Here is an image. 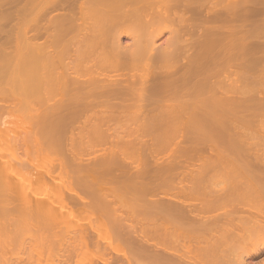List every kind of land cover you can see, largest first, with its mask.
<instances>
[{"label":"bare ground","instance_id":"1","mask_svg":"<svg viewBox=\"0 0 264 264\" xmlns=\"http://www.w3.org/2000/svg\"><path fill=\"white\" fill-rule=\"evenodd\" d=\"M53 1L55 2V0L50 1L51 8L53 5ZM81 1L82 2H80L78 4L79 6L77 7L79 9L75 8L74 6L75 9L79 10L78 16H76L75 14L69 15L71 12L74 11L73 7L70 8V10L72 9L73 11L69 12L68 10L64 9L69 13H63V15H66V19L64 18L63 22H68L67 26H73L74 30L78 31V33L76 32L77 35L75 34L72 39V42L76 40L75 46L74 43L72 44L71 42H66L65 44V41H63L65 46H67L68 44H72L71 46H74L73 48H71L70 46L63 47L64 50L62 49L60 52L58 51V49L60 48H58V52L56 53L55 51V53H53L54 51H51L52 43L50 44L46 41V39L50 41L51 38L45 39L44 37L45 40L42 39L43 41L38 39L37 35L41 34V32L38 33L37 30L39 29V27L37 25V29V22L35 21L36 29H34L37 33L33 31L35 36L31 35L29 39L26 38V40H28L26 42L28 43L26 45V48L28 46V49L31 54H27V58H30L28 59L30 60V65L28 67L26 66L30 73H28L30 75V84H28L30 87L26 86L24 87V89L27 87L30 88V92L29 88H27L28 91H26L27 96H30L29 98L26 97L23 100L24 97L20 96L18 98L17 106V103L14 101L16 100L15 98H17V96L21 94V92L19 91L20 94L17 96L14 95L13 98L11 92L14 91H10L9 93L10 89L9 87H7V84H4L7 85L6 88H1L3 83H5L3 81L5 78L3 79V74L0 73V81H2V83H0L2 84L0 85V91L5 89V91H3L5 92L4 94L1 91L2 94L4 96L5 94L6 96L10 94L13 99H10V96V98L6 96L5 98L4 96L0 95V117L2 118L4 113H6L5 117L7 119L11 118L12 116L9 112H12L14 108L16 111V108L18 109L20 107L22 108L23 113L19 112L17 116L19 117V115L24 114V116L22 115L21 118L30 117V119L26 120H29L32 123H26L28 124V126L30 124L31 127L28 130H24L22 134H10L9 136L12 135V137H10L11 141L14 136V141L12 142L9 139H6L8 138V135L5 134V132L7 131L3 129V126H0L2 127L0 128V131L2 129L4 130L1 131L2 135L4 134V136H6V138L3 136L2 139L4 138V141L6 139L7 143L8 141L12 143L11 144L9 142L7 146L5 141L6 146L3 147H7L10 150L11 153H7H9V155H12L14 158L10 156L9 159H15L14 162H16L17 164L16 166L14 164V167L11 168L12 164L10 160L7 162V164L10 162V167L8 166V168L5 169L10 170L11 168V170H15L18 169L17 167H22L24 165L23 160H29V157L31 155L33 157H36L40 155V152L44 151H46L47 153H51L52 156H49V154L47 155L48 158L52 159L49 160L56 163V165L52 163L53 166L59 165V168L58 166L57 168L59 169L58 171L62 176L60 177V175L57 174L59 175V178H62V180L64 181L66 180V183H71V181H74L78 186V189L72 188L73 191L70 189L73 192V195L69 198H66L65 196H63V194H59L57 195L58 197L56 196L57 198L54 200L58 201V203H60L61 205H65L67 207L72 204L74 206H83V208L85 209L84 205L87 206V199L85 200L84 196L85 194H88L89 198L90 195V201H88V205L90 207L97 208L98 212L101 214L102 217V219L99 217L101 221L108 218L111 229L107 230L109 232L112 230L111 237L114 238L116 242H119V245L121 244V246H118L120 247V249H118V251H115L117 252V254H119L118 258H115V260H117V264H264V259L260 261H253L254 256L261 253L264 249V160H261L260 163H258V160L264 158V146H262L263 143H260L264 142L262 141L264 137L260 138L261 135L263 136L264 132L262 131L263 133L261 132L262 134L258 136L259 134L257 135V131L252 129V127H254L253 122L258 120L259 118L261 119L264 115V97H256L250 94L252 92H245V90L247 91L251 85H254L250 87L252 89H254L256 86H259L258 88H260V91L261 89H263L264 86L263 83L261 85H258L259 83L256 84L257 82L255 81L258 80L257 78V80L253 81V84H251L252 80L249 79L250 81H247L245 78V73L249 72V74L247 73L246 76L248 79L249 75L250 77H252L250 72H252L253 70L259 71L258 68L260 66L264 67L262 66V64L264 65V0H92L90 2L88 0V2L84 0ZM219 2H221V4H219ZM73 4L71 5L70 3L68 6H73ZM54 5L58 6L57 4ZM59 6L57 8H60ZM51 8L50 10L51 12H53V8ZM74 15L76 19L74 17L71 18ZM74 19H78V21L76 22L74 21ZM49 20L47 22H50ZM61 22L62 20L60 21V23ZM16 24L18 25V23ZM39 25H41V23ZM53 25H55V23H53ZM63 26H65V24H63ZM69 29L68 31H70ZM166 31H168L169 34L168 38L164 40L165 42L159 45L156 44V39ZM54 34L57 35L56 33ZM44 35L46 34L44 33ZM123 35L132 38V42H129V44H123ZM1 43L0 48H5V45L3 46L4 42ZM14 49H16V47ZM240 54L243 55V57L241 58V61H238L241 66L239 69V65H237V58ZM24 57L23 60L25 61ZM126 65L127 67H125ZM256 65H258L257 68ZM1 68L4 69V67H0V69ZM109 68H113L115 72L112 69L114 73L111 74L112 70L110 69V73H107ZM127 68H131L132 70L128 71V73L126 71ZM238 69L240 70L239 73L237 72L239 71ZM54 70L56 71L57 75ZM240 74L243 75V82L247 81L246 83H242V81L241 83H239L240 81L236 80L237 78L242 79V76ZM261 76L263 77L262 74ZM261 76L259 77L261 78ZM5 81H7L8 83V79H6ZM54 81L56 82L54 83ZM27 83L28 82H26V85ZM13 87L14 85L12 86V88L10 87L11 90H13ZM6 89H9L7 91L8 94L6 93ZM54 90L59 93H57L56 91L54 92ZM60 91L62 93L58 99L53 97L57 94L60 95ZM242 91L243 94H241ZM244 92L248 95H244ZM237 94L241 95V97H238ZM23 95L26 96L25 94H22V96ZM21 98L22 101L20 100ZM22 105L27 106L28 109H24L27 111H23V107H21ZM28 110L29 112H31V116H28ZM190 110L191 113L193 111L196 115L198 113H196V111H206L208 112L207 114H209V117L211 116L214 118L218 115V118H220L222 115V117H224L226 115H229V113H232V115H234L235 113H237L236 111H249V113L247 112V115H240L241 120L244 121L243 119H245V121L248 122L249 119H252V122L250 120L251 124L253 125L252 127H250L252 129L251 133L255 131L254 133L257 135V137L256 135H254V133L253 135L256 137L254 138L257 141H255L253 137L250 138L248 136L249 139H247L248 137H245L246 130V132L250 133L248 131V127L246 126L245 127L247 129L245 128L244 133H241V137H243L242 139L236 138L235 136L233 137L232 134L235 135L236 130H232L234 133L232 132L231 134L229 133L231 131H227L228 128L226 127V125L229 122L225 124L221 123V125H225L224 127L225 129L227 128V130L223 129V131H218L217 133H214L215 136L212 134V132H209L210 130H208V127L206 128L207 132H205L204 135H199V133H197L195 129V131H193L192 127L194 126L196 128L197 126L190 125V127H188L189 121L191 120L189 118V120L187 119V128L185 129V125L182 124L184 125L182 126V128L185 129L182 130L181 126H178L179 124L181 125V122L178 123L179 121L175 122V120H179V118H181L182 116L183 120H185L188 116L192 117L194 113L192 115L191 113L190 115H188ZM185 111L189 112L186 113ZM180 112L181 114L185 112L187 115L183 113L181 116L179 114ZM194 115L193 119H195L196 121V118L198 117L195 118ZM75 117H81L85 120H83L85 123L87 120L88 122L92 121V123L89 122L90 127L86 130L87 133L89 132L88 134L91 135L90 132H97L103 137L106 136L104 139L108 138V140L111 136L109 141H111L112 139L113 141L111 142L114 144H110L111 147H108V152L105 149H103V152L102 150L101 152L98 151L100 152L99 154L98 152H95L96 154L94 152H92L91 154H86V150L85 153H83L84 151H80V147L81 149L82 146L84 148L83 135H85L86 132L84 133L85 130L83 132L82 130L86 124H84V122L81 124L83 128L79 127V129L81 130H79L78 133L74 132L75 129H73L74 131L69 133V135H67L68 133H65L66 131L64 132V127H67L65 122L66 119H75ZM141 117L142 120L140 121L142 123H139V118ZM229 117L226 119V121L229 119ZM232 117L230 118L232 121H235V119L237 118L238 120L240 119V117L238 116L237 118H235V116V119H232ZM172 118L178 119L174 120ZM129 119L133 120V122L135 119L138 120L139 122L135 120L136 124L139 123V127H141V130L142 128H144L143 131H145V133L150 132L148 131V127L150 128L151 125L157 127V129H154L153 126V129L156 130L154 131L155 133H157L159 127H161V133L158 132V134L161 135L159 137L160 142L164 136L165 137L162 140L164 142H166L165 140H168L170 138L167 143L174 142L177 139V141L175 142L176 144L173 145L174 147L172 146L173 148L171 151L172 154L174 152L175 158L182 157L183 159H186L191 157L192 159L193 157H197L200 159H210L212 157H210V155L206 153L208 150H210L213 152L212 156L214 158H230L231 160L232 158H242L245 160L243 161L245 163L240 162L239 165H236L233 164L234 162H236L235 160L233 163L231 162L233 166L231 164L229 166L228 161L230 160H227V164L222 163L225 165L224 167L222 165L223 170L224 168L227 170L223 171V173L225 174V177L223 176V179L225 178L226 183L231 184L227 185L224 181H222L221 184L224 186L226 185V189L229 187V190L227 189V191H229L228 193L224 192L221 187L216 186L218 182L215 185L212 183V179L209 181L208 178L210 177L207 176V174H209L208 172L210 171L209 169V171H203L209 167L207 166V168H203L204 164L206 167V165H209L210 163H201L200 166H202L203 164V167L199 166L200 168H198L200 170L197 171V168L194 174L198 177H194L192 175L195 179H191V184L187 183L190 185V188L194 191V193H198L199 195H197V197H191L190 199L189 197H179L180 194L178 195L179 192H177L178 190H176L177 184H175L178 181H175V179H173V170L172 172L171 170L170 172L166 170L168 166L167 168L166 166H164V168L161 167V165L157 166L156 163L153 164L154 161L152 160V164L154 165V167L157 166L160 169H158L157 172L154 173L155 176L153 175V177L158 178H154L155 181H151L152 177L150 175V180H148L149 178L146 180L143 179V176H145L146 173H150L148 172V169L149 171L150 169H153V167L148 168V166L150 165L149 162L147 164V161H145L147 166L145 165V162L144 165H142V162H139L143 159L141 158L142 155L140 156L139 154L143 151L141 149L142 145H144V147H147L148 145L142 144L141 141L137 140H140L138 134V138L134 136L135 130L132 128V125L130 126L128 124V122L130 121ZM211 119L212 118H210V120ZM253 119H255V121ZM262 119H264V117ZM153 120H155V122H152ZM172 120L174 122H172ZM197 120H200V118H198ZM106 121H110L111 123H106ZM3 122V125L6 124L5 121ZM133 122L131 121L129 123L131 124ZM184 122H186V120ZM116 123L119 126L121 125L120 129L122 131L119 132L118 130H116V126H113L114 128L112 127V124ZM195 124H197V122ZM103 125L106 127L103 128ZM86 126L88 127V124ZM262 126L264 127V123H262ZM137 127L138 126H136V129ZM260 127L261 126H259V128ZM162 128L164 130L166 129V131L162 132ZM188 128H190L191 131H189ZM250 128L249 130H251ZM220 129L218 128V130ZM261 129L264 128L261 127ZM167 130L169 132L174 130L172 131L173 133L170 132L172 133L171 136L169 135L170 133H168ZM179 130L183 132L180 131L181 133L179 134ZM124 131L125 133L123 134L122 132ZM174 132H177V134H175ZM202 133L200 132V134ZM166 134L170 136L168 137V139H166ZM94 135L95 134H93V136ZM186 135L188 136V138L186 137ZM76 136H78V138ZM172 136H176L177 138L174 137L173 139ZM238 136L240 135L237 134V137ZM157 137L156 139L158 141ZM184 137L187 138V140L189 139L188 141L185 139V142H188L190 144L187 143L185 144V146L183 145L182 139ZM90 138L91 136L89 137V139ZM236 139L237 141H234ZM143 141L144 139L142 140V142ZM238 141L241 145L237 144ZM87 142L88 141L86 140V143ZM119 142L123 143L126 147L130 148L129 150L128 148H126L128 151H135L136 155L139 154L138 157L135 158L138 162H136V160L131 157L132 152H130L131 154L129 155L127 150L124 151L123 148L125 147H120L122 146V144H120ZM256 142L258 143V146L256 145ZM1 143L2 140H0V144ZM147 143L149 144V142ZM204 143H206V145L207 143H210V145L208 146L204 145V148L207 150H205L206 152L204 151V148L201 147V144L203 145ZM246 143H249V145H247ZM253 143L255 146L253 145ZM116 145H118L119 147ZM1 146L2 145H0V151H2L3 148ZM7 148H5V150L3 148V152H0V154L3 153L2 156L5 155L4 152L8 150ZM148 149L150 150V148ZM118 150H120L119 153L117 152ZM232 152L235 155H232ZM84 154L85 156H83ZM250 155H252V157L254 156L253 159H258V162L256 161L257 163H253V161L251 162L250 160L252 165H249L247 159L249 160L250 158H252ZM160 157L154 158H156L157 160L159 159L158 161H160ZM1 158L2 157L0 156V160ZM161 158H163V156ZM71 159L73 161H71ZM127 159H129V161L132 160L133 164L131 163V161L129 164L125 163V161H128ZM120 160L121 162H119ZM0 162H2V160ZM178 163L176 164V166L178 165ZM213 164H210V166L213 167ZM125 165H127L128 168ZM140 165L143 166L142 169ZM172 165L173 166L171 167H174L173 163ZM133 166L135 167L134 169L132 168ZM228 166L230 167V170L227 169L229 168ZM215 167H219V171L216 170L217 172L214 173V169V172L211 171V173H219L220 175L222 173L221 167ZM47 170L51 171L50 168ZM49 171H47L49 175L45 172L44 173L50 177L51 174ZM206 172L207 174H205ZM7 174L12 177H6ZM7 174H4L6 176H4L2 172L0 174V185L2 186H0V191L2 192L1 188L3 189L4 186L6 189H3V192H5V194L3 192L0 193V244L2 241L5 240V236L2 235L5 233L3 231H8L7 234H13L11 229V233H9L7 227L2 224L4 220L10 221V215H13V220H15V218L20 215L25 216V213L36 212L42 214V216H45L43 215V213L46 214L47 209L49 211L51 207L49 206V208H46L48 206L45 205V207L44 205H40L41 203L39 201L36 203L38 199L35 198L36 196L32 194V196H34L33 198L29 197L28 194H26L27 192L24 193L23 184V188H20V183H24V180L20 183L13 182V180L11 179H14V175L12 173L11 175L10 173ZM35 175L38 174L35 173ZM169 175H172V177ZM210 175L211 174H209V176ZM216 176L218 177V175ZM23 177H26V175ZM29 177H33L31 178L32 181L33 179L36 180L34 176ZM52 177H50V180ZM16 178L17 177H15L14 179L15 181L17 179L18 181H20L19 178ZM27 179L28 177H26V181ZM41 179L43 180L44 178ZM52 179L55 180V178ZM59 180H56V183ZM53 181H48L49 183L52 182L49 186H56L55 182ZM12 182L16 183V186ZM210 182L213 184V186L215 185L214 188H210ZM17 183H19L18 187ZM12 185L15 186V188L17 187L19 189H23L20 190L21 195L18 191L19 189L17 190V192L16 189L14 190V187H12ZM178 185L182 187L184 185V187H186L185 184L181 185L178 183ZM230 185L232 187H230ZM9 187L13 189H10ZM170 187H176V195L172 193L163 194L166 193L164 190L166 188L167 190H169ZM216 187L217 189H215ZM8 188L11 191L7 190ZM201 188L207 191V193H209L210 191L212 192L217 190V194L212 193L211 195V193H209L211 196H209V194H207L208 196H206L202 190V192L199 190ZM157 189H159L163 195L158 196L156 198L154 197V195L156 196V194H154V191L157 192ZM223 189H225V187ZM183 191L184 190L180 192ZM218 191H221L223 194H219ZM8 192L9 194L7 195ZM45 198L46 196L43 199ZM34 199H36V201ZM46 200L49 199L47 198L44 201L46 202ZM85 202L86 204H84ZM222 202L225 203V210L222 212L219 211L220 213H216L218 212L217 207L216 209H212V211L217 210L213 213L212 211H210L209 213V211L203 210L205 209V207H208L210 205H222ZM54 205L56 204L54 203ZM69 207H71V205ZM13 209H15V212H17H13ZM85 210H87L88 212H84H91V210H88L87 208ZM51 211L53 212V210H50L49 212H47V214H50ZM92 212L94 213V210ZM95 212L97 211L95 210ZM34 214L35 213H33V215ZM102 215L106 218L103 219L104 217ZM42 216L39 217L41 218ZM6 217L8 218V220ZM48 218L46 215L45 219L48 220ZM48 222L49 221H36L31 223L32 225L27 224L30 225V228L26 230L24 228H21L22 226H18L16 224L17 227H19V230L16 232L15 230L13 231L14 236L7 235L8 237H6L7 242L10 236L12 239L14 238V242H12L15 243L14 246L16 245V249L13 246L15 250L13 249L14 251L12 250V253L15 255L12 256V254L9 252V254H7V257H9L8 262V258L5 256V253L4 255H2L5 258L2 257L3 262L2 259H0V264H12L10 263V260L11 262H13V259L15 261V264L27 263L23 260V254L22 259L21 253H25V248V251H28L27 249L29 248L26 246H30V242H32V240L35 238L37 239V237H40V239H42L41 241H43V243H39L44 246L46 245L50 253L51 251L53 253L57 252V250H53L54 247H56L57 249L59 248L58 250L62 251L60 255H63L65 253L63 256V260L69 262L70 260H67L69 256H67V258H64L66 254H68L66 244L69 241L67 242L66 240H70L73 237V234L68 235L70 233L67 232V234L65 232V234H67L69 238L66 240H62L58 231L59 229L57 230L51 227V220L49 223ZM105 222L108 223V221H103L104 224ZM6 223L8 224V222ZM144 224L146 225V227ZM4 226L6 228H4ZM106 227L107 226H105V228ZM3 228L7 230H4ZM50 228H52L53 231H51L52 229L50 230ZM66 228L68 229V227ZM108 228L110 227L108 226ZM49 230L51 232V235L49 234ZM83 231L84 230H82V232ZM85 232L86 230L84 231V233ZM76 234L74 235L77 236ZM4 235H6V233ZM108 235L110 236L109 233ZM86 236L88 237V235ZM1 237L4 240H2ZM106 237L108 238V236ZM111 237H109L110 240H106L108 242L110 241V243H113L112 240L114 239H111ZM11 238L9 239L10 241ZM179 240L183 241L182 245L185 247L187 253H184L182 249H177L176 246H178L177 242H179ZM10 241L9 243H11ZM75 241H77V239H75ZM2 243L3 246H0V256L4 253L5 250V252H7V249L8 251H11L10 248H7L9 246L8 243ZM4 243H6V245H4ZM13 243H11L9 247H12ZM70 244L71 242H69V246L67 245V247H70ZM74 247L76 246L74 245ZM96 247L98 246L96 245ZM99 247V249H97L100 250V252L103 249V256L106 255L105 251L107 250V248L102 245H100ZM63 250H66V252L63 253ZM100 252L98 251V253ZM58 253H60V251L56 253V255L59 256ZM102 253L100 254L101 258H103L102 264L114 263L113 261L109 262L110 255L109 257L104 258L102 256ZM58 256H56L58 259L61 257V264H66L65 261H62V256ZM16 258L17 260H15ZM111 258V260H113L114 257L112 256ZM4 259L6 261H4ZM58 259L57 263H59ZM69 263L72 264L71 262ZM77 264L81 263L77 262ZM92 264L97 263L93 262Z\"/></svg>","mask_w":264,"mask_h":264},{"label":"rangeland","instance_id":"2","mask_svg":"<svg viewBox=\"0 0 264 264\" xmlns=\"http://www.w3.org/2000/svg\"><path fill=\"white\" fill-rule=\"evenodd\" d=\"M33 1V2H32ZM48 1V2H47ZM50 1L51 0H38V1H36V0H0V40H1V42H4L3 43V46L5 45V48L3 47V49L2 48H0L1 50H0V67H4V69L3 68H1L0 69V73L1 74H3L2 76H3V81L5 82V83H3V85L2 84H0V85H2V86H4V87H2L1 86V88H6V86L7 87H9V89H6V93L8 94V90H9V93H10V91H14V92H18L17 94L16 93H14V92H11V95H12V97L14 98V95L15 96H17V95H19L20 94V92H21V94L19 95V96H17V98H15L14 100V102H18V98L21 96V97H24L23 98V100L27 97V98H29L28 96H27V93H26V91H28V89L27 88H29L30 86L28 85V84H30L29 83V77H30V73H29V70H28V68H26V66L28 67L29 65H30V63H29V61L30 60H28V59H30L29 57L27 58V54H30V51H29V49H28V46H27V48H26V45L28 44V43H26L28 40H26V38H30V36L31 35H34L35 36V34H34V32L35 33H37L36 32V27H37V25H38V27H39V29H38V27H37V31H38V33H40L41 32V34H39V35H37V37H38V39L39 40H41V41H43V40H45L46 38H51L50 39V41H48V39H46V41L47 42H49L50 44L52 43V46H51V48H52V52L53 53H55V51H56V53L59 51H61L62 49L64 50V48L63 47H67V46H70L71 48H73L75 45H76V40H74L73 42H72V39H73V37L75 36V34H76V32L78 33V31H75L74 30V28H73V26L71 27V26H67V23L68 22H66V21H64L63 22V20H64V18L66 19V15H63V13L65 12H67V11H65V10H68L69 12L70 11H73V12H75V13H73V12H71L69 15H73V14H75L76 16H78L79 14H78V11L79 10H77V9H79V8H77L79 5V3L80 2H82L81 0H55V2L53 1V5L54 4H57L58 6L59 5H61V6H59L60 8H57L58 6H56V5H52V8H53V12H51V10H50V8H51V3H50ZM62 1H64V2H62ZM70 1V2H69ZM74 3H72V2ZM78 1V2H77ZM84 1H87V0H84ZM89 2L90 1H92V0H88ZM87 1V2H88ZM39 2V3H38ZM46 2V3H45ZM31 3V4H30ZM33 3V4H32ZM60 3V4H59ZM65 3V4H64ZM66 3H68V4H66ZM71 3V5L73 4V6H68L69 4ZM77 3V4H76ZM35 4V5H34ZM49 4V5H48ZM62 4H63V6H62ZM76 4V5H75ZM219 4H221V2H219ZM223 4V3H222ZM44 5V6H43ZM47 7H46V6ZM50 6V7H49ZM74 6H75V8H77V9H75L74 8ZM44 7V8H43ZM74 8L73 10L71 9L70 10V8ZM48 8V9H47ZM51 8V9H52ZM45 9H46V11H45ZM65 9V10H64ZM40 10V11H39ZM41 10H43V11H41ZM63 10V11H62ZM76 10V11H75ZM36 11V12H35ZM48 11V12H47ZM60 13H59V12ZM33 12V13H32ZM42 12H44V13H42ZM69 12H67V13H69ZM37 13V14H36ZM34 14V15H33ZM36 14V15H35ZM59 14V15H58ZM75 15L74 16H72L71 18H75L76 19V17H75ZM32 16V17H31ZM51 16V17H50ZM61 18V19H60ZM78 18V17H77ZM35 19H37V20H35ZM49 19H52V20H49ZM74 19V21H78V19L77 20H75ZM30 20V21H29ZM32 20V21H31ZM33 20H34V22H33ZM50 21V22H47V21ZM54 20H56V21H54ZM62 20V22L60 23V21ZM22 21V22H21ZM37 22V24H36V22ZM41 21V22H40ZM21 22V23H20ZM31 22V23H30ZM47 22V23H46ZM55 23V25H53V23ZM56 22H58V23H56ZM66 22V23H65ZM3 23V24H2ZM16 23H18V25L16 24ZM41 23V25H39ZM25 24H26V27H25ZM35 24H36V27H35ZM59 26H58V25ZM62 24V25H61ZM63 24H65V26H63ZM2 25V26H1ZM20 25V26H19ZM52 25V26H51ZM44 26V27H43ZM56 26H58L59 27V29H58V27H56ZM68 28H67V27ZM28 27V28H27ZM53 27V28H52ZM65 27H66V30H65ZM25 28H26V30H25ZM35 28V29H34ZM70 28V29H69ZM72 28V29H71ZM34 29V30H33ZM68 29L70 30V31H68ZM6 32H5V31ZM25 30V31H24ZM42 30H43V32L46 34V35H44V33L42 32ZM72 30H73V32H72ZM19 31V32H18ZM34 31V32H33ZM53 31V32H52ZM65 31V32H64ZM8 32V33H7ZM22 32H24V33H22ZM33 32V33H32ZM49 32V33H48ZM69 32H70V34H69ZM5 33V34H4ZM16 33V34H15ZM54 33H56L57 35H55ZM24 34V35H23ZM25 34H26V36H25ZM50 34V35H49ZM60 34V35H59ZM63 34V35H62ZM69 34V35H68ZM168 34H169V32L168 31H166V32H164L162 35H160L157 39H156V44H163L165 41L164 40H166L167 38H168ZM44 35V36H43ZM62 35V36H61ZM77 35V34H76ZM21 36V37H20ZM40 36H41V38H40ZM52 36H53V38H52ZM58 36V37H57ZM1 37H3V38H1ZM44 37H45V39H44ZM60 37V38H59ZM24 38V39H23ZM4 39V40H3ZM6 39V40H5ZM17 41H16V40ZM43 39V40H42ZM16 42H15V41ZM25 40V41H24ZM61 40V41H60ZM70 40V41H69ZM132 38H130V37H128V36H126V35H123L122 36V42H123V44H129V42L131 43L132 41ZM7 42V45H6V42ZM63 41H65V44H66V42H71L72 44L74 43V46L72 47L71 45L72 44H68L67 46H65V44H64V42ZM0 42V43H1ZM12 43H13V45H12ZM24 43H25V47H24ZM2 44V43H1ZM49 44V45H50ZM78 44V43H77ZM11 45V46H10ZM17 45V46H16ZM62 45V46H61ZM12 47V48H10V47ZM16 47V49H14L15 47ZM19 46V47H18ZM25 50H24V49ZM58 48H60V49H58ZM19 49V50H18ZM28 49V50H27ZM57 49H58V51H57ZM22 50V51H21ZM24 50V51H23ZM9 51V52H8ZM15 51V52H14ZM21 51V52H20ZM3 52V53H2ZM13 52V53H12ZM25 52V53H24ZM26 52H28V53H26ZM9 53H12V54H9ZM22 53V54H21ZM7 54V55H6ZM21 54V55H20ZM4 55V56H3ZM10 55V56H9ZM17 55V56H16ZM31 55V54H30ZM29 55V56H30ZM24 57V59H25V61L23 60V57ZM8 57V58H7ZM12 57V58H11ZM243 57V55H239L238 56V58H237V62L240 60L241 61V58ZM20 60V61H19ZM23 61V63H25V64H23L22 63V61ZM6 61H7V63H6ZM10 63H9V62ZM56 62V61H55ZM22 63V64H21ZM263 63H264V61H263ZM26 64H28V65H26ZM64 64V63H63ZM63 64H61V65H63ZM237 64V63H236ZM3 65V66H2ZM237 65H239V69H240V63L238 62V64ZM257 66L258 65H256V68H257ZM262 66H264L263 64H262ZM26 69H25V68ZM125 67H127V65L125 66ZM236 67H238V66H236ZM261 67V66H260ZM258 68L259 69V71H252V72H250V74L252 75V77H250V75H249V77H248V79H247V73L249 74V72H247V73H245V78H246V80L247 81H250V80H252V82H251V84H253V81H255V80H257V81H255V82H257L256 84H258V85H261L262 83H263V85H264V69H261V68H264V67H261V68ZM133 68V67H132ZM136 68V67H135ZM22 69H25V70H27V71H25V70H22ZM111 68H109V70L107 71V69H106V71H107V73H110V71L113 69H111ZM128 69V68H127ZM126 69V71L128 72V71H130V70H132L131 68H129L128 70ZM134 69V68H133ZM238 69V70H239ZM258 69H256V70H258ZM114 70V69H113ZM113 70H112V72H111V74H113L114 72H115V70H114V72H113ZM124 70V69H123ZM263 70V71H262ZM2 71V72H1ZM4 71H6V72H4ZM55 71V70H54ZM125 71V70H124ZM125 71V72H126ZM134 71V70H133ZM132 71V72H133ZM136 71V70H135ZM238 73L240 72V70L239 71H237ZM6 73V74H5ZM27 73V74H26ZM29 73V74H28ZM55 73H56V71H55ZM129 73V72H128ZM255 73V74H254ZM258 73H260V74H258ZM243 74V73H242ZM257 74V75H256ZM261 74L263 75V77L261 76ZM24 75H26V76H24ZM29 75V76H28ZM54 75V74H53ZM56 75H57V73H56ZM55 75V76H56ZM241 75V74H240ZM257 77H256V76ZM242 76V77H241ZM240 77L242 78V79H238L239 78V74H238V78L236 79L237 81H240L239 83H241V81H242V83H244L243 82V80H244V77H243V75H241ZM254 76V77H253ZM259 76H261V78L259 77ZM254 80H253V79ZM257 78V79H256ZM263 78V79H262ZM6 79H8V83H7V81H5ZM21 79V80H20ZM53 79V78H52ZM55 79V78H54ZM250 79V80H249ZM0 80H1V75H0ZM18 80H19V83H18ZM23 81V82H22ZM246 81V82H247ZM259 81V82H258ZM14 82H15V84H14ZM26 82H28L27 83V85H26ZM56 81H54V83H55ZM245 82V83H246ZM255 82H254V84H255ZM0 83H2V81H0ZM13 83V84H12ZM4 84H7V85H4ZM11 84V85H10ZM250 84V85H251ZM14 85V87H13V90H11V88H12V86ZM17 85V86H16ZM19 86H21V87H19ZM26 86H29V87H27V88H25L24 89V87H26ZM251 86H254V85H251ZM250 86V87H251ZM11 87V88H10ZM15 87H19V88H15ZM249 87V88H250ZM259 87V86H258ZM257 86L254 88V89H252V88H250V90H249V88H248V90L246 91L245 90V92H247V93H250V92H252V93H250V94H252L253 96H258V97H264V86H263V89H261V91L259 90L260 88H258ZM17 89V90H15V89ZM258 88V89H257ZM19 89V90H18ZM256 89V90H255ZM24 90V91H23ZM255 90V91H254ZM259 90V91H258ZM2 92L3 91H5V89H3V90H1ZM0 91V95H2V96H4L3 94L5 93V92H3V94H2V92ZM20 91V92H19ZM56 90H54V92H55ZM29 92H30V88H29ZM57 92V91H56ZM244 92V95L246 94V95H248L247 93H245ZM13 93V94H12ZM57 93H59V92H57ZM61 91H60V95H54L53 97H55V98H59L60 96H61ZM22 94H25L26 96H22ZM29 94V93H28ZM241 94H243V91H242V93ZM244 95H242V96H244ZM5 96H6V94H5ZM4 96V97H5ZM10 96V94H8V96H6V97H8V98H10L9 97ZM237 96L238 97H241V95H238L237 94ZM3 97V98H4ZM5 97V98H6ZM12 97L10 98V99H12ZM2 98V97H1ZM13 100V99H12ZM21 101H22V98L20 99ZM20 104H22V103H20ZM19 104V105H20ZM24 105V104H23ZM21 106V107H23V111H27V110H24V109H28L27 108V106L25 105V106ZM17 106H18V103H17ZM24 107H26V108H24ZM30 110V109H29ZM29 110H28V116L30 115L31 116V112H29ZM14 111V112H13ZM13 112V113H12ZM12 112H9L10 113V115L12 116L11 118H6L5 117V114L6 113H4V115L2 116V118L0 119V126H3L4 128V130L5 131H7V132H5V134H7L8 135V138H6V136H4V134L2 135V130L0 131V140H2V143L0 144V145H2L1 147H3V146H8V144H9V142L11 141L10 140V137H12V135L11 136H9L10 134H22L23 132H24V130H28L31 126H30V124H32L31 123V121H29V120H26V119H30V117H28V118H26V117H24V118H21V116L23 115L24 116V114H22V115H19V117L21 118V119H23V120H21L17 115L19 114V112L20 113H23L22 112V108H16V111H15V108L12 110ZM186 113L187 112H189V111H185ZM185 112H183V113H185ZM198 112V113H197ZM237 113H235L234 115H232V113L230 114L229 113V115H226V114H224V115H226V116H224V117H220L221 118V120H220V118H218V116L217 115H214V116H217V117H209L208 115L209 114H207L208 112H206V111H196V113H197V115L192 111V113H191V110H190V112H189V114L188 115H190V113H191V115L193 114L194 116H195V118L196 117H198V118H200V120H197L198 118H196V121H195V119H193V115H192V117L190 118L189 116L188 117H186V119H185V117H184V119L186 120V122H184L185 120H183V116H182V114H181V112L179 113L182 117L181 118H179V120H175V119H178V118H172V119H174L175 120V122H178V123H180L181 122V125L179 124L178 125V123H177V125L178 126H181V128H182V126H184L185 125V129L187 128L186 127V124H188V120L189 119H191L190 121H192V119H193V121L196 123L197 122V124H195L193 121V123L192 122H190L189 121V125H188V127H190V125H195V126H197L196 128L197 129H199V130H197L194 126L192 127V129H193V131H195L196 130V132L197 133H199V135H204V133L205 132H207V130H206V128L208 127V130H210L209 132H212V134L215 136V134L214 133H217L218 131L220 132L221 130L223 131V129H225V125H223V124H225V123H227V122H229V123H227V125H226V127L228 128V130H227V128L225 129V130H227L228 132L229 131H231V132H229L230 134L233 132L232 130H236V134L234 135V134H232L233 135V137L235 136L236 138H239V139H242L243 137H241L242 136V134L244 133V129L246 128V127H248V131L250 132V133H248V132H246L245 131V137L247 138L248 136L251 138V137H253V139H255L256 137H257V135L258 136H260L263 132H264V129H261V127L262 128H264L263 126H262V123H264V122H262V121H264V119H262L263 117H264V115H263V117L260 119L259 117V119H260V121H259V119L258 120H256L257 121V123H256V121H255V119H253L255 122H253V125H254V127H255V129H254V127H252L253 125L251 124V122H252V119H249L248 120V122L247 121H245V119H243L244 121H242L241 120V116H242V114H248L249 113V111H247V112H244V111H236ZM8 113V112H7ZM25 113V112H24ZM185 113V114H186ZM26 114V113H25ZM172 114H174V113H172ZM176 114V113H175ZM8 115V114H7ZM6 115V116H7ZM18 117V119H17V117ZM177 115V114H176ZM187 115V114H186ZM241 115V116H240ZM26 116V115H25ZM142 116V115H141ZM230 116V117H229ZM232 116H236L235 118H237V116L238 117H240V119L238 120V118L237 119H235L234 117H232ZM3 117H4V119H3ZM10 117V116H9ZM13 117H15V118H13ZM180 117V116H179ZM229 117V119L226 121V119ZM232 117V119H235V121L233 120H231L230 118ZM189 118V119H188ZM210 118H212L211 120H210ZM188 119V120H187ZM84 119H82L81 117H79V118H77V117H75V119H71V118H68V119H66V125H67V127L65 126L64 128H65V130H64V132L65 133H68L67 135H69V133H71L72 131H74L73 129H75V133H78V131L79 130H81V129H79V127L80 128H83L82 126H81V124L85 121H83ZM125 120V119H124ZM130 120V119H129ZM136 120V119H135ZM134 120V122H133V120H130L129 122H133V123H129L128 122V124L131 126L132 125V128L135 130V132H134V136L135 137H137V134H138V137H140V140L139 139H137L138 141H141V143L142 144H146V145H148L147 147H144V145H142V152H140L139 154H140V156H141V158H143L142 160H140L139 162H142L141 164L142 165H144V162L145 161H147V164H148V162H149V164L151 165L153 162H152V160L154 161V163L153 164H157V166L158 165H161V167H163L164 168V166H166V168H167V166H168V168L166 169V170H168L169 172H170V170H171V172H172V170H173V179H175V181L177 180L178 182H176L175 184H177V188L176 187H170L169 188V190H167V188L164 190L166 193H163V194H174V195H176V193L177 192H179L178 193V195H179V197L180 196H182L183 198H188L189 197V199L192 197H197V195H199L198 193H194V191L190 188V185L189 184H191V179L192 178H194V177H198L197 175L195 176L194 174H195V172H196V169L201 165V163H210L211 165L213 164V163H215V164H213V167L212 166H210V164L209 165H206V167H205V164H204V167H203V164H202V166H200V167H203V168H207V166H209L206 170H203L204 172L205 171H209L208 173L209 174H211L210 176H209V174H207V172L205 173V174H207V176L208 177H210V178H208L209 179V181L211 180L212 181V183L213 184H215L216 185V183L218 182V184L216 185L217 187L219 186V187H221V189L224 191V192H229V191H227V189L229 190V187L226 189V185L224 186V185H222L221 183H222V181H224L225 183H226V179L224 178L223 179V176L225 177V174L223 173V171L224 170H226L225 168H224V170H223V167L225 166L224 164H222V163H225V164H227L226 162H227V160H230V161H228V164H229V166H230V164L233 166V164H240V162H243V161H245L244 159H242V158H237V159H234V158H232V160L230 159V158H228V159H226V158H222V159H220V158H214L213 156H212V154H213V152L212 151H210V150H208V151H210V152H208L205 148H204V145L205 146H208V145H210V143L208 144L207 143V145H206V143H204L203 145L201 144V147H203L204 148V151L206 152V153H208L209 155H210V157H212V158H210V159H208V158H197V157H193L192 159H191V157L190 158H175V155H174V152H173V154L171 153V151H172V148L174 147L173 145H175L176 143V141H177V139H176V141H174V142H171L172 143V145H171V143L169 142V143H167L168 142V140L170 139H168V137H170L171 135H172V131H174V130H172V131H170V132H172V133H170L168 130H167V132L168 133H170L169 135H167L166 137V139H168V140H165L166 142H164V141H162L163 140V138L165 137H163L162 139H161V142L159 141L160 139H159V137L161 136V135H159L158 134V132H160L161 133V127H159V129H158V132L157 133H155L154 131H156V130H154L155 128L157 129V127H155L154 125V129H153V126L151 125L150 126V128L148 127V131H150V132H147V133H145V131H143L144 130V128H142V130H141V127H139L140 126V124L139 123H142L140 120H142V117L141 118H139V121L138 120H136L137 122H139V123H137L136 124V121ZM156 120V119H155ZM155 120H153L152 122H155ZM170 120H171V118H170ZM170 120H169V122H170ZM181 120H183V121H181ZM224 122H223V121ZM247 120V119H246ZM250 120H251V122H250ZM2 121V122H1ZM3 121H5V123L6 124H4L3 125ZM25 121V122H24ZM27 121V122H26ZM157 121V120H156ZM159 121V120H158ZM201 121V122H200ZM222 121V122H221ZM226 121V122H225ZM259 121V122H258ZM8 122V123H7ZM69 124H68V123ZM72 122V123H71ZM90 123H92V121H89ZM88 122V120L86 121V123L84 122V124H88V127L85 125V127H87V128H83V130H82V132L84 131V133L86 132V130L90 127V123ZM109 123L110 121H106V123ZM114 122V121H113ZM118 122V121H117ZM172 122H174L173 120H172ZM199 122V123H198ZM250 122V123H249ZM2 123V124H1ZM26 123H30L29 124V126H28V124H26ZM80 123V124H79ZM106 123H105V125H106ZM111 123V122H110ZM109 123V124H110ZM125 123H127V122H125ZM190 123H192V124H190ZM221 123H223L222 125H221ZM234 123V124H233ZM259 123H260V125H259ZM136 124V125H135ZM182 124H184V125H182ZM211 124V125H210ZM256 124V125H255ZM261 126L260 128H259V126ZM74 125V126H73ZM78 125H80V126H78ZM174 125H175V123H174ZM200 125V126H199ZM217 125V126H216ZM220 125V126H219ZM228 125H229V127H228ZM233 125H235V126H233ZM250 125V126H249ZM6 126V127H5ZM28 126V127H27ZM104 126V125H103ZM108 126V125H107ZM115 127V129L116 130H118L119 132L120 131H122L121 129H120V126L119 125H117V123L116 124H112V127ZM129 126V127H130ZM136 126H138L137 127V129H136ZM177 126V127H178ZM219 126V127H218ZM246 126V127H245ZM106 126H104L103 128H105ZM113 127V128H114ZM124 127H126V126H124ZM123 127V128H124ZM172 127V126H171ZM213 127H215V128H213ZM220 127H221V129H220ZM223 127V128H222ZM250 127H252V129L253 130H256L257 131V135L254 133L255 131H253V133H254V135H256V137L253 135V133H251V131H252V129L250 128ZM0 128H2V127H0ZM27 128V129H26ZM218 128L220 129V130H218ZM235 128V129H234ZM249 128L251 129V130H249ZM71 129V130H70ZM92 129V128H91ZM107 129V128H106ZM120 129V130H119ZM126 129H128V128H126ZM140 129V130H139ZM163 129V128H162ZM172 129V128H171ZM184 128H182V130H183ZM184 129V130H185ZM195 129V130H194ZM247 129V128H246ZM258 129V130H257ZM3 130V131H4ZM137 130V131H136ZM152 130V131H151ZM188 130L189 131H191V129L190 128H188ZM187 130V131H188ZM77 131V132H76ZM89 131V130H88ZM143 131V132H142ZM166 131V129L164 130L163 129V131L162 132H165ZM176 131V130H175ZM181 130H179V134L181 133V132H183V131H181ZM238 131V132H237ZM263 131V132H262ZM178 132V131H177ZM177 132L175 133V134H177ZM184 132H186V131H184ZM200 132L202 133V134H200ZM239 132H240V134H239ZM243 132V133H242ZM258 132H260V133H258ZM262 132V133H261ZM4 133V132H3ZM89 133V132H88ZM87 132L85 133V135H83L84 136V140H83V145H84V148H83V146H82V149H81V147H80V151H84L83 153H85V150H86V154H91L92 152H98V151H100L101 152V150H102V152H103V149H105L107 152H108V150H109V148L108 147H111V145L110 144H114V143H112L111 141H113L112 139H111V141H109L110 140V138H111V136H110V138H109V140H108V138H106V139H104L105 137H103L102 135H100L99 133H97V132H90L91 133V135L90 134H88ZM95 134L94 136H93V134ZM123 134L125 133V131L124 132H122ZM234 133V132H233ZM242 133V134H241ZM109 134V133H108ZM108 134H106V135H108ZM136 134V135H135ZM158 134V135H157ZM185 134H187V133H185ZM185 134H184V136H185ZM211 134V135H212ZM237 134L238 135H240V136H238L237 137ZM247 134H250V135H247ZM77 135V134H76ZM88 135H89V137L91 136V138L89 139V137H88ZM98 135V136H97ZM110 135V134H109ZM158 137H157V136ZM164 135V134H163ZM253 135V136H252ZM5 137L6 139H9L10 141H8V143H7V140L5 139V141H6V145H5V141L2 139V137ZM100 136V137H99ZM244 136V135H243ZM262 136V135H261ZM260 136V138H263L264 137V134H263V136L261 137ZM77 138H78V136H76ZM86 137V138H85ZM92 137H94V138H92ZM156 137L158 138V141H157V139H156ZM173 137V139H174V137L175 138H177L176 136H172ZM186 137L188 138V136L186 135ZM232 137V138H233ZM241 137V138H240ZM249 137L247 138V139H249ZM255 137V138H254ZM13 138H14V136H13ZM13 138H12V141H14L13 140ZM187 138H183L182 139V142H183V145L185 146V144H187L188 142H185L186 140H187ZM259 138V137H258ZM257 138V139H258ZM259 138V139H260ZM144 139V141L142 142V140ZM154 141H153V140ZM172 139V138H171ZM186 139V140H185ZM235 139V138H234ZM252 139V140H253ZM86 140L88 141L87 143H86ZM184 140V141H183ZM189 140V139H188ZM187 140V141H188ZM251 140V141H252ZM11 141V142H12ZM85 141V142H84ZM89 141H90V143H89ZM116 141V140H115ZM157 141V142H156ZM234 141H237V139L236 140H234ZM240 141V140H239ZM238 141V143L237 144H240V142ZM249 141V140H248ZM255 141H257L256 139H255ZM259 141V140H258ZM261 141V140H260ZM262 141H264V138L262 139ZM10 142V143H11ZM92 142V143H91ZM110 142V143H109ZM118 142V141H117ZM147 142H149V144L147 143ZM185 142V143H184ZM90 145H89V144ZM116 143V142H115ZM120 143V142H119ZM118 143V144H119ZM261 144L263 143V145L262 146H264V142H260ZM4 144V145H3ZM12 144V143H11ZM120 144H122V146H120V147H125V148H123L124 149V151H126L127 149L126 148H128V147H126L123 143H120ZM188 144H190V143H188ZM237 144H235V145H237ZM247 144V143H246ZM245 144V145H246ZM258 143L256 142V145H257ZM241 145V144H240ZM247 145H249V143L247 144ZM253 145H254V143H253ZM114 146V145H113ZM116 146H118V145H116ZM150 146V147H149ZM173 146V147H172ZM255 146V145H254ZM258 146V145H257ZM261 146V147H262ZM119 147V146H118ZM117 147V148H118ZM4 148V150H5V148H7V147H3ZM3 148H2V151H0V152H3ZM147 148V149H146ZM148 148H150V150L148 149ZM209 148V147H208ZM8 149V148H7ZM6 149V150H7ZM119 149V148H118ZM130 148H128V150H129ZM140 149V150H141ZM144 149H145V151H144ZM0 150H1V148H0ZM9 150V149H8ZM5 151L6 153L7 152H9V153H11L10 152V150L9 151ZM104 150V151H105ZM127 150V151H128ZM132 150V149H131ZM122 151V150H121ZM203 151V152H204ZM4 152V154L5 155H3V156H5V157H3L2 156V154H0V156L2 157L1 158V160H2V162H0L1 163V167H0V174H1V172L3 173V175L4 174H7V173H10V175H11V173L14 175L13 176V178L15 179V177H17V178H19V180L20 181H18V179L15 181L14 179H11V180H13V182H23V180H24V183H20L21 185V187L20 188H23V189H19V188H17L18 187V184L19 183H17V187L15 188V186H16V183H13V184H15V186H13L12 185V187H14V190L16 189V191L18 190L19 192H20V195H21V191L20 190H23L24 191V193H26V194H28V196L29 197H33L34 198V196H36L35 198L37 199V201H36V199H34L35 201H36V203L39 201L41 204L40 205H47L48 207H46V208H49V206H51L50 207V210H53V212L51 211L50 212V214H51V216H50V214L48 213L47 214V212H49L48 211V209H47V211H46V214L45 213H43V215H45V216H42V214H39V213H36V212H33V213H35L34 215H33V213H25V216L24 215H22V216H24V217H22L21 215V217H22V219H21V217L20 216H16L17 218H15V220H13V215H10L9 216V214H8V216H9V219H10V221L8 220V216L6 217L7 218V220L8 221H6V220H4L3 222H2V224L3 225H5L6 227H7V229L9 230V233H11V230H12V233L14 234V230H15V232L16 231H18L19 229V227H17V225L18 226H22L21 228H24L25 230L26 229H28V228H30L29 226L30 225H27V224H31V223H33V222H36V221H49L50 222V220H51V227L53 228V229H59L58 231H59V233H60V237L62 238V240H66V239H68L69 238V236L68 235H72L73 237L70 239V240H66L67 242L69 241V242H71V244H70V247H67V245L69 244V242L66 244V248L68 249V254H66V256L64 257V258H67V256H69L68 258H67V260L69 261V262H71L72 264H77V262L78 263H81V264H92L93 262L94 263H97V264H102V261H103V258H101V256H100V254L102 253V251H103V249H102V251L100 252V250H98L100 247V245H102V246H104V247H106L107 248V250L105 251L106 252V255H104L103 256V253H102V256L104 257V258H106V257H109V255H110V259L109 258H107V259H109V262L110 261H113L112 263L113 264H117V260H115V258H118V256H119V254H117V252H115V251H118V249H120V247H118V246H121V244L119 245V242H116V240L114 239V238H112L111 237V232H112V230L109 232L108 230L109 229H111V226H110V222H109V220H108V218H106L105 216H103L104 218L103 219H105V220H102L101 221V219H102V217H101V214L98 212V210H97V208L96 207H90L89 205H88V201H90V195H89V198H88V194H85V196H84V198H85V200L87 199V206L86 205H84V207H85V209L87 208L88 210H91V212H89V213H87L88 211L87 210H85L84 208H83V206L81 207V206H77V207H81V208H77L76 206H74V205H72V204H70L71 205V207H67V206H65V205H61L60 203H58V201H56V200H54V199H56L58 196L57 195H59V194H63V196H65L66 198L68 197H70V196H72L73 194V190H72V188L73 189H78L77 187V184H76V182H74V181H71V183L69 182H65L64 180H62V178H59V175H60V177H62L61 176V174L59 173V165H57L58 166V168H57V166H53V164L54 165H56V163H54V162H52L51 160V158H48V155L47 154H49V156H52V154L51 153H47L46 151H44V152H40L39 154V156H30L29 158V160L28 159H26V161L25 160H23V163H24V165L21 167L20 166V164H19V166L20 167H17L18 169H15L16 170V172H15V170L13 169V170H11V168L12 167H14L13 165L15 164V166L17 165L16 164V162H14L15 161V159H13L14 157L12 156V155H9V153H5ZM46 152V153H45ZM100 152H98V154L100 153ZM106 152V153H107ZM118 153L120 152V150H118L117 151ZM130 152H132V154L130 153ZM204 152V153H205ZM212 152V153H211ZM42 153V154H41ZM82 153V154H83ZM95 153V154H96ZM117 153V154H118ZM128 153H129V155L131 154V157L132 158H136V157H138V155H136L135 154V151H128ZM205 153V154H206ZM237 153V152H236ZM37 154V153H36ZM36 154H33V155H36ZM97 154V155H98ZM104 154V153H103ZM133 154H135V155H133ZM234 153L232 152V155H233ZM38 155V154H37ZM41 155H43V156H41ZM46 155H47V157H46ZM119 155V154H118ZM133 155V156H132ZM207 155V154H206ZM235 155V154H234ZM8 156V157H7ZM10 156H12L13 158L12 159H9L10 158ZM83 156H85V154L83 155ZM86 156H88V155H86ZM90 156V155H89ZM92 156V155H91ZM99 156H101V155H99ZM163 156V158H161V157ZM173 156H174V158H173ZM251 157H252V155H250ZM263 156H264V153H263ZM262 156V157H263ZM70 157H72V156H70ZM76 157H77V155H76ZM154 157H160V161H158L156 158H154ZM254 157V156H253ZM253 157L252 158H250L249 160L247 159V161L249 162L248 164L249 165H252L251 164V162L253 161V163H257L258 161V163H260V161L261 160H264V158H262V159H260V160H258V159H253ZM9 159V160H7V159ZM146 158V159H145ZM3 159H5V160H3ZM49 159H51V160H49ZM179 159H181V160H179ZM191 159V160H190ZM0 160V161H1ZM7 160V161H6ZM11 160V161H10ZM13 160V161H12ZM66 160H70V159H66ZM94 160V159H93ZM128 161H125V163H127V164H129L130 163V161H131V163L133 164V162H132V160H130L129 161V159H127ZM136 160V159H135ZM187 160V161H186ZM234 160L237 162H234ZM250 160H251V162H250ZM258 160V161H257ZM8 161H10L11 162V164H12V166H11V168H10V170L9 169H5V168H8V166L10 167V165H9V163L7 164V162ZM71 161H73L72 159H71ZM174 161V162H173ZM257 161V162H256ZM13 162V163H12ZM18 162V161H17ZM119 162H121V160L119 161ZM122 162H123V158H122ZM135 162V161H134ZM136 162H138L137 160H136ZM160 162H162V163H160ZM179 162V163H178ZM233 164H232V163ZM5 163V164H4ZM22 163V164H23ZM53 163V164H52ZM159 163V164H158ZM171 163V164H170ZM172 163L174 164V167H171V166H173L172 165ZM178 163V165L176 166V164ZM243 163H245V162H243ZM247 163V162H246ZM262 163V162H261ZM147 164H146V162H145V165L147 166ZM149 165L148 166V168H152L153 167V169H150V171H149V169H148V172H150V173H146L145 174V176H143L144 178L143 179H148V180H150V178L152 177V179H151V181H155V179H157L156 177H153V175L155 176V172H157V170L159 169V167H157V166H155L154 167V165ZM188 164V165H187ZM197 164H199V165H197ZM219 164H221V165H219ZM142 165H140L141 166V169L143 168V166ZM183 165V166H182ZM220 166L221 167V170H222V173L221 174H224V175H219V173H217V174H214V173H216L217 171L216 170H218L219 171V167L217 168V167H215V166ZM222 165H223V167H222ZM125 166H127V165H125ZM131 166V165H130ZM130 166H129V169H130ZM227 166V165H226ZM228 166V167H229ZM231 166V167H232ZM52 167V168H51ZM56 167V168H55ZM176 167V168H175ZM199 167V168H200ZM212 167V168H211ZM215 167V168H214ZM20 168V169H19ZM51 169V171H49V170H47V169ZM54 168V169H53ZM127 168H128V166H127ZM133 169L135 168L134 166L132 167ZM157 168V169H156ZM170 168H172V169H170ZM197 169V171H199L200 169ZM227 168V167H226ZM21 169H22V171H21ZM128 169V170H129ZM155 169H156V171H155ZM209 169V170H208ZM214 169H215V172H214ZM227 169H229L230 170V167L229 168H227ZM18 170H20V171H18ZM29 170V171H28ZM49 171L50 172V177H52V178H55V180L54 179H52L51 178V180L53 181V182H55V184H56V186L55 185H53L52 187L51 186H49V185H51L50 183H52V182H48V181H51L50 180V177L49 176H47L46 174H48L49 175V173L47 172V171ZM153 170V171H152ZM160 170V169H159ZM211 171H213L212 173H211ZM227 171V170H226ZM225 171V172H226ZM5 172V173H4ZM7 172V173H6ZM29 172V173H28ZM32 172V173H31ZM34 172V173H33ZM46 174H45V173ZM152 172V173H151ZM35 173L36 174H38L41 178H44L43 180L38 176V175H35ZM43 173H44V175H46V176H44L43 175ZM54 175H53V174ZM28 174H29V176H34V178H36V180H34L33 179V181H32V179L31 178H33V177H29L28 176ZM31 174V175H30ZM42 174V175H41ZM57 174H59V175H57ZM214 174V175H213ZM26 175V177H28V179H27V181H26V177H23V176H25ZM56 175V176H55ZM150 175H151V177H150ZM172 175H169V176H171L172 177ZM194 177H193V176ZM216 175H218V177L216 176ZM2 176V175H1ZM4 176H6V175H4ZM3 176V177H4ZM9 175L7 174V176L6 177H8ZM148 176V177H147ZM206 176V177H207ZM212 176V177H211ZM222 176V177H221ZM9 177H12V176H9ZM39 177V178H38ZM56 177H58V178H56ZM191 177V178H190ZM203 177H204V175H203ZM217 178V180H216V178ZM22 180H21V179ZM155 178V179H154ZM218 178H220V179H218ZM222 178V179H221ZM9 179V178H8ZM59 179H61V180H59ZM195 179V178H194ZM204 179H207V178H204ZM29 180V181H28ZM45 180V181H44ZM56 180H59L60 182L61 181H63V182H59V181H57V183H56ZM26 181V182H25ZM31 181V182H30ZM214 181V182H213ZM220 181V182H219ZM46 182H48V183H46ZM224 182H223V184H224ZM11 183V184H12ZM28 183V184H27ZM178 183L179 184H181V185H183V184H185V186L187 187H184V185H183V187L182 186H179L178 185ZM187 183H189V184H187ZM194 183V182H193ZM211 182H210V184L211 185H209V186H211L210 188H214L215 187V185L213 186V184H212ZM1 184V183H0ZM24 186H23V185ZM60 184V185H59ZM63 184V185H62ZM209 184V183H208ZM227 185H229V184H231V183H226ZM47 185V186H46ZM71 185V186H70ZM223 186V188L225 187V189H223L222 188V186ZM1 186V185H0ZM23 186V187H22ZM2 187V186H1ZM66 187H68V188H66ZM182 187V188H181ZM217 187L215 188V189H217ZM230 187H232L231 185H230ZM10 188V187H9ZM7 189V190H10V189H13V188H10V189ZM172 188V189H171ZM173 188H174V190H173ZM175 188H176V190H178L176 193H175ZM181 188V189H180ZM189 188H190V190L191 191H193V192H191L190 190H189ZM3 189H5V186L3 187ZM3 189L1 188V190H2V192H3ZM72 191H71V190ZM6 190V189H5ZM158 191L156 192V191H154L155 193L154 194H156V196L154 195V197H158V196H162L163 194H162V192L159 190V189H157ZM167 190V191H166ZM182 191V190H184L183 192H180V191ZM200 191L202 190L203 191V193L206 195V196H208L207 194H209V193H211V195H212V193H214V194H217V190L216 191H210L209 193H207V191H205V190H203L202 188L201 189H199ZM208 190V189H207ZM210 190V189H209ZM219 190H220V188H219ZM11 191V190H10ZM17 191V192H18ZM23 191H22V193H23ZM61 191H62V193H61ZM160 191V192H159ZM163 191V192H164ZM201 191V192H202ZM1 191H0V193H2ZM7 192V191H6ZM29 192H30V195H29ZM219 192V191H218ZM221 192V191H220ZM219 192V194H223L222 192L220 193ZM4 194H5V192H3ZM36 193V194H35ZM182 193V194H181ZM202 193V194H203ZM4 194H2V195H4ZM9 194V192L7 193V195ZM19 194V193H18ZM26 194H25V196H26ZM32 194L34 195V196H32ZM226 194V193H225ZM23 195V194H22ZM210 194H209V196H211ZM43 196V197H42ZM46 196V198L45 199H49L50 200V202H49V200H46V202L44 201L45 199H43L44 197ZM57 196V197H56ZM1 197V196H0ZM54 197V198H53ZM42 199V200H41ZM89 199V200H88ZM54 200V201H53ZM54 203L56 204V205H54ZM224 202H222V205H220L219 204V206H217V205H215V206H212V205H210V206H208V207H205V209H203V210H206V211H209V213H210V211H212V209H216V207L218 208L217 210H218V212H216L217 210H213L212 211V213L215 211L216 213H220L219 211H224L225 210V203L223 204ZM39 204V203H38ZM84 204H86V202L84 203ZM224 205V206H223ZM228 205V204H227ZM59 206V207H58ZM89 207V208H88ZM228 207V206H227ZM62 208V209H61ZM200 208V207H199ZM202 208V207H201ZM84 209V210H83ZM83 210V211H82ZM94 210V213L92 212ZM95 210L97 211V212H95ZM84 211H87V212H84ZM13 212H15V209H13ZM17 212V211H16ZM15 212V213H16ZM83 212V213H82ZM41 213V212H40ZM85 213V214H84ZM97 213V214H96ZM98 213H99V216H98ZM27 214H32L31 216L30 215H27ZM38 214V215H37ZM46 215H47V218L50 216V217H52V218H48V220L47 219H45L46 218ZM49 215V216H48ZM12 216V217H11ZM39 216H42L41 218L39 217ZM11 217V218H10ZM14 217H15V215H14ZM101 219H100V218ZM40 218V219H39ZM57 218V219H56ZM99 218V219H98ZM39 219V220H38ZM20 222H19V221ZM58 220V221H57ZM8 222V224L6 223V222ZM11 221H12V225H11ZM14 221V222H13ZM17 221V222H16ZM30 221V222H29ZM31 221H33V222H31ZM57 221V222H56ZM103 221H108V223H106L105 222V224L103 223ZM10 222V223H9ZM48 222V223H49ZM53 222V223H52ZM102 222V223H101ZM14 223H15V225H14ZM55 223V224H54ZM58 223V224H57ZM21 224H23V225H21ZM27 226H25V225ZM102 224H103V226H102ZM2 225V226H3ZM32 225V224H31ZM52 225H54V226H52ZM145 225V224H144ZM4 226V228H6ZM59 227V228H56V227ZM105 226H107L106 228H105ZM108 226L110 227V228H108ZM66 227H68V229L66 228ZM81 227H83V228H81ZM103 227V228H102ZM145 227H146V225H145ZM148 227V226H147ZM3 228V229H4ZM52 228H50V230L52 229ZM64 228V229H63ZM66 228V229H65ZM7 229H4V230H7ZM11 229V230H10ZM53 229L51 230V231H53ZM108 229V230H107ZM50 230H49V234L51 233L50 232ZM79 230V231H78ZM80 230H81V233H82V236H81V233H80ZM82 230H86V232H87V234H86V232L84 233V231L82 232ZM104 230V231H103ZM3 232H5L6 233V235H4V234H2L3 236H5L4 237V239L6 240H4L2 237H1V239L2 240H4V241H2V242H6V243H8V245L10 246V244L11 243H13L14 242V238L12 239L11 238V236H10V238H11V241L8 239V242H7V238L6 237H8L9 235H13V234H7L8 233V231L6 232V231H3ZM65 232L67 233V232H69L70 234H65ZM76 232H77V234H76ZM89 232V233H88ZM98 233V234H97ZM106 233H107V235H106ZM108 233L110 234V236L108 235ZM74 234H76L77 236L79 235V236H81V237H77V236H75ZM8 235V236H7ZM51 235V234H50ZM64 235H65V237H64ZM86 235H88V237L86 236ZM14 236V235H13ZM74 236H75V238H74ZM84 236H85V238H84ZM106 236H108V238L106 237ZM71 237V236H70ZM77 237V238H76ZM85 239H83V238ZM109 237H111V239H114V240H112L113 241V243H110V241L108 242L107 240H110V238ZM74 238V239H73ZM39 239V240H38ZM75 239H77V241H75ZM107 239V240H106ZM37 242H36V241ZM42 239H40V237L38 238L37 237V239L35 238V239H33L32 240V242H30V246L29 245H27L26 247H28L29 249H27L28 251H25L26 250V248H25V250H24V252L25 253H21V257H22V254L24 255L23 257H24V259H23V257H22V259L25 261V262H27V263H25V264H61V257L60 256H62V261L64 262L65 261V263L67 264H70L69 262H66V260H63V256H64V252H66V250H63V255H60L61 253H62V251L61 250H58L56 247H54V251H56L57 250V252L58 251H60V253H58L59 254V256L58 255H56V253H53L52 251H51V253L48 251V248H47V246L45 245H41L42 243H43V241H41ZM72 240V241H71ZM82 240H83V243H82ZM9 241L11 242V243H9ZM13 241V242H12ZM34 241H35V243H34ZM65 241V242H66ZM87 241V242H86ZM1 242V244H0V246H3L2 243ZM41 244H40V243ZM6 243H4V245H6ZM39 243V244H38ZM79 243V244H78ZM85 243V244H84ZM96 243V244H95ZM110 243V244H109ZM14 244L15 243H13V245H12V247H7V248H10V250L11 251H8V249H7V252H5L4 251V253L3 254H1V256H0V259H2V262H3V258L2 257H4V256H2V255H4L5 253V256L7 257V254H9V252L12 254V256H14L15 254H13L12 252L16 249V245L14 246ZM33 244V245H32ZM65 244V243H64ZM72 244H74L76 247H74V245H72ZM118 244V245H117ZM177 244H178V246H176L177 247V249L178 250H181L182 249V251L184 252V253H187L186 252V249H185V247L182 245L183 244V241H180L179 240V242H177ZM176 244V245H177ZM72 245V246H71ZM96 245L99 247H96ZM107 245V246H106ZM110 245H112V246H110ZM181 245H182V248H181ZM13 246L15 247V249L13 248ZM32 246V247H31ZM43 246H44V248H43ZM69 246V245H68ZM118 247V248H117ZM184 247V248H183ZM32 248V249H31ZM56 248V249H55ZM71 248H73V249H70ZM98 248V249H97ZM101 248H103V247H101ZM105 248V249H106ZM113 248V249H112ZM14 249V250H13ZM104 249V250H105ZM13 250V251H12ZM47 250V251H46ZM100 252V253H98V251ZM71 251V252H70ZM73 251V252H72ZM16 252V251H15ZM14 252V253H15ZM104 252V253H105ZM18 253V252H17ZM19 254V253H18ZM20 255V254H19ZM53 255V256H52ZM54 255H55V257L56 256H58V257H60L59 259L56 257H54ZM114 257L113 258V260H111L112 258V256ZM9 256V255H8ZM16 256H18V255H16ZM15 256V257H16ZM26 256V257H25ZM11 257V256H10ZM14 257V258H15ZM53 257H54V259H53ZM5 258V257H4ZM8 259V262H9V257H7ZM70 258V259H69ZM11 259H13V258H11ZM53 259V260H52ZM57 259H58V262L59 263H57ZM101 259V260H100ZM262 259H264V249H263V251L261 252V253H259L258 255H256V256H254V258H253V261H260V260H262ZM15 260H17V258L15 259ZM4 261H6L5 259H4ZM13 262H14V264H15V261H14V259L12 260ZM23 261V262H24ZM56 261V262H55ZM116 261V262H115ZM13 262H11V260H10V263H12L13 264ZM119 262V261H118ZM63 264V263H62Z\"/></svg>","mask_w":264,"mask_h":264}]
</instances>
